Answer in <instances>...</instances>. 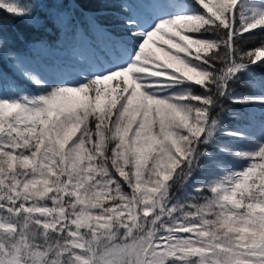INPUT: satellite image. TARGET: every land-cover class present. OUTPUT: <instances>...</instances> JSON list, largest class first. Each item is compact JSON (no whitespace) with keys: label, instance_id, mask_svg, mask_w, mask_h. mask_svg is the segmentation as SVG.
Wrapping results in <instances>:
<instances>
[{"label":"snow or ice","instance_id":"snow-or-ice-1","mask_svg":"<svg viewBox=\"0 0 264 264\" xmlns=\"http://www.w3.org/2000/svg\"><path fill=\"white\" fill-rule=\"evenodd\" d=\"M0 264H264V0H0Z\"/></svg>","mask_w":264,"mask_h":264},{"label":"trees","instance_id":"trees-1","mask_svg":"<svg viewBox=\"0 0 264 264\" xmlns=\"http://www.w3.org/2000/svg\"><path fill=\"white\" fill-rule=\"evenodd\" d=\"M15 27L19 30V31H26L25 26L23 25V23L21 21H16L14 22Z\"/></svg>","mask_w":264,"mask_h":264},{"label":"rangeland","instance_id":"rangeland-1","mask_svg":"<svg viewBox=\"0 0 264 264\" xmlns=\"http://www.w3.org/2000/svg\"><path fill=\"white\" fill-rule=\"evenodd\" d=\"M160 55L163 57V53H160Z\"/></svg>","mask_w":264,"mask_h":264}]
</instances>
